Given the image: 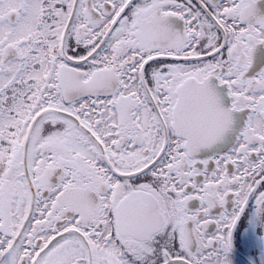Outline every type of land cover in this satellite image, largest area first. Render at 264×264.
Here are the masks:
<instances>
[{
  "label": "snow or ice",
  "instance_id": "snow-or-ice-1",
  "mask_svg": "<svg viewBox=\"0 0 264 264\" xmlns=\"http://www.w3.org/2000/svg\"><path fill=\"white\" fill-rule=\"evenodd\" d=\"M0 264H264V0H0Z\"/></svg>",
  "mask_w": 264,
  "mask_h": 264
}]
</instances>
